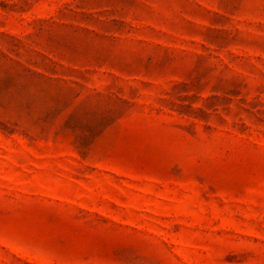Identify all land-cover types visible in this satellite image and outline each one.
Segmentation results:
<instances>
[{"label": "rangeland", "instance_id": "374dc122", "mask_svg": "<svg viewBox=\"0 0 264 264\" xmlns=\"http://www.w3.org/2000/svg\"><path fill=\"white\" fill-rule=\"evenodd\" d=\"M0 264H264V0H0Z\"/></svg>", "mask_w": 264, "mask_h": 264}]
</instances>
